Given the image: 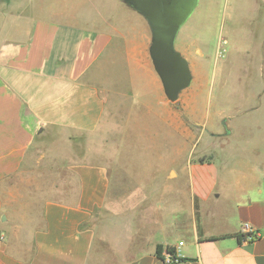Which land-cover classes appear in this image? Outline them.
<instances>
[{
	"label": "crops",
	"instance_id": "crops-1",
	"mask_svg": "<svg viewBox=\"0 0 264 264\" xmlns=\"http://www.w3.org/2000/svg\"><path fill=\"white\" fill-rule=\"evenodd\" d=\"M17 16L0 13V264H170L158 246L171 264H264V151L200 145L164 93L145 19Z\"/></svg>",
	"mask_w": 264,
	"mask_h": 264
},
{
	"label": "rangeland",
	"instance_id": "rangeland-1",
	"mask_svg": "<svg viewBox=\"0 0 264 264\" xmlns=\"http://www.w3.org/2000/svg\"><path fill=\"white\" fill-rule=\"evenodd\" d=\"M7 10L26 21L59 16L70 25L104 30L144 25L121 0H0V13ZM176 49L189 62L193 82L171 104L184 112L188 126L198 125L200 145L217 156L228 141L264 151V99L258 98L264 93V0H200L180 30ZM195 70L201 81H194ZM104 74L112 85L128 90L129 84L120 82V68L110 66ZM194 107L199 123L188 113ZM175 138L169 134V142Z\"/></svg>",
	"mask_w": 264,
	"mask_h": 264
},
{
	"label": "water",
	"instance_id": "water-1",
	"mask_svg": "<svg viewBox=\"0 0 264 264\" xmlns=\"http://www.w3.org/2000/svg\"><path fill=\"white\" fill-rule=\"evenodd\" d=\"M139 13L151 32L149 48L154 70L171 103L193 82L189 62L176 49L182 27L199 6L200 0H121Z\"/></svg>",
	"mask_w": 264,
	"mask_h": 264
},
{
	"label": "built area",
	"instance_id": "built-area-1",
	"mask_svg": "<svg viewBox=\"0 0 264 264\" xmlns=\"http://www.w3.org/2000/svg\"><path fill=\"white\" fill-rule=\"evenodd\" d=\"M241 235H242L243 243L245 244L255 242L259 236L256 234L255 230L250 225H244ZM163 258H164V261L170 264L177 263L180 261V259L176 257L175 252L174 253L165 252L163 254Z\"/></svg>",
	"mask_w": 264,
	"mask_h": 264
},
{
	"label": "trees",
	"instance_id": "trees-1",
	"mask_svg": "<svg viewBox=\"0 0 264 264\" xmlns=\"http://www.w3.org/2000/svg\"><path fill=\"white\" fill-rule=\"evenodd\" d=\"M165 252H168V253H174V249L169 247L165 250ZM157 255L158 257H160L161 259H164L163 258V247L162 246H158L157 247Z\"/></svg>",
	"mask_w": 264,
	"mask_h": 264
}]
</instances>
